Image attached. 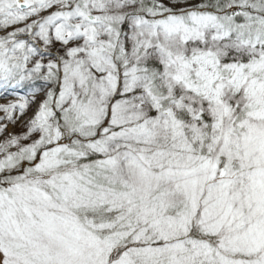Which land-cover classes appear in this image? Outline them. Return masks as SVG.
<instances>
[{
    "label": "snow or ice",
    "instance_id": "snow-or-ice-1",
    "mask_svg": "<svg viewBox=\"0 0 264 264\" xmlns=\"http://www.w3.org/2000/svg\"><path fill=\"white\" fill-rule=\"evenodd\" d=\"M0 264H264V0H0Z\"/></svg>",
    "mask_w": 264,
    "mask_h": 264
},
{
    "label": "rangeland",
    "instance_id": "rangeland-1",
    "mask_svg": "<svg viewBox=\"0 0 264 264\" xmlns=\"http://www.w3.org/2000/svg\"><path fill=\"white\" fill-rule=\"evenodd\" d=\"M11 131H20L19 128H15V129H10Z\"/></svg>",
    "mask_w": 264,
    "mask_h": 264
}]
</instances>
